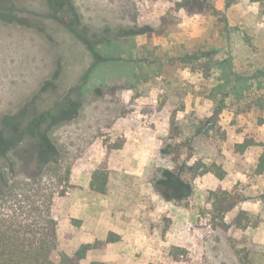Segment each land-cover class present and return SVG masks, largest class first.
I'll list each match as a JSON object with an SVG mask.
<instances>
[{
    "label": "rangeland",
    "instance_id": "374dc122",
    "mask_svg": "<svg viewBox=\"0 0 264 264\" xmlns=\"http://www.w3.org/2000/svg\"><path fill=\"white\" fill-rule=\"evenodd\" d=\"M5 1L20 22L0 20V131L34 128L53 149L46 165L30 151L6 171L13 191L0 196V213L31 224L24 239H43L54 262L99 243L81 264H264L261 147L232 150L246 137L264 145L255 102L264 86L250 80L239 101L230 92L236 77L264 71V0H72L81 29L109 39L94 43L115 61L102 64L66 30L67 7L54 16L45 0ZM202 55L228 61L231 82L186 58ZM217 101L224 109L211 126ZM17 141L38 145L23 133ZM97 172L104 194L91 186ZM222 191L246 197L223 220L214 210Z\"/></svg>",
    "mask_w": 264,
    "mask_h": 264
},
{
    "label": "trees",
    "instance_id": "16d2710c",
    "mask_svg": "<svg viewBox=\"0 0 264 264\" xmlns=\"http://www.w3.org/2000/svg\"><path fill=\"white\" fill-rule=\"evenodd\" d=\"M251 2H260L261 0H250ZM47 3L48 10L50 14H53L54 16L61 10L63 7H67V9L72 13L73 18L66 24H63L66 28V30L74 37L78 39L82 44H84L88 50L90 51L93 61L95 64H102L106 62H115L113 59H109L107 56H103L102 53H99L95 47L94 43H102V44H109V39H104V35L97 34V33H88V30L86 31V28L83 30L80 27V20L79 16L75 12V9L72 4V0H45ZM6 1L0 0V20L5 21L6 17H10L11 19H8L9 22H20L15 18V15L13 14L12 8L7 7L5 9ZM228 4L226 3L225 7L228 8ZM83 30V31H82ZM187 60H190L191 62L205 59L208 61L209 64L215 65V67L219 68L222 73V78L224 85L229 82H231V66H228L229 62L226 60L214 63L210 58H208L207 55H202L200 57H193L188 56L186 57ZM256 80L257 86L259 89H261L264 86V71L260 70L257 71V74L252 78H243V77H236V83L231 87V93L234 94L235 99L239 101L243 98V92L246 90H249V85L247 83L250 80ZM224 88L223 85H216L212 91H219ZM224 96H227V93L224 94ZM68 101V100H66ZM66 101L62 102L60 106L56 107V110H58V114L55 115L53 113L51 115V118L53 115H55L54 124L57 123L56 118L61 117V113L64 111V105L66 104ZM257 108L260 110L264 109V95L262 98H258V100L255 101ZM78 104V103H76ZM224 107L222 106L221 102L216 104V108L213 112L212 117V124L211 126H214L217 124L219 120V115L223 112ZM67 112L71 113L70 109L67 110ZM39 116L34 119L35 125L38 123H41V120L37 122ZM171 120L173 121V116L171 117ZM0 125H3V122L0 123ZM34 126V125H33ZM196 128V127H195ZM213 127H210V129ZM36 129H32V133H27L26 130L22 131L21 126L18 125H9L8 130H6V134H1L0 131V196H5L9 194L7 191H13L12 186L10 185L12 181L7 177V172L11 170L14 166H16V161L14 159H11L12 156L17 157H29L28 154H30V151H33L34 158L38 165L43 166L49 163L50 161V152H52V148L49 145H42L40 142L41 137L40 134L35 131ZM198 128L195 130V133L198 132ZM23 133L25 136L32 137L36 142H38V145H17V138L18 136ZM189 141L192 142L191 137L189 138ZM255 146L261 147V153L256 158V166H255V174L258 177H264V145H255V142L253 138H248L242 142V143H235L232 147L233 153L235 155L244 154L247 150L250 148H253ZM14 154V155H13ZM195 153L191 152L189 154V158L191 159ZM185 166V167H184ZM180 168V175L187 174L188 170L196 169L197 166L199 167V162L196 161L194 165L191 167H187L184 165ZM7 168V169H6ZM207 172V171H205ZM221 178V177H220ZM107 183V177L106 175H102L100 173H95L93 176V179L91 181V186L96 192H99L101 194L105 193V187ZM174 192V191H173ZM215 203H214V210L219 214L220 219L223 220V215L228 212L230 206H235L239 204L240 202H243L246 200V197L242 195L233 196L227 191L219 192V194L215 193ZM264 196V194H263ZM246 213L244 211H240L238 215L236 216L234 220V226L239 229L246 228V224L243 222L246 220ZM224 228H228V226L223 223ZM33 232V233H32ZM34 231L31 230V224H18L17 221L12 218H9L8 215L0 213V264H81L82 261L85 260L86 255L88 252L95 250L99 243L95 244H82L79 246V248L75 251L74 255L72 257H68L66 255H62L60 260L58 262H54L50 259V257L47 256V247L43 241V239H39L38 243L34 244L31 241H26L24 238L27 235H33ZM23 236V237H21ZM22 238V239H21ZM109 241V240H108ZM110 242H114L111 241ZM89 264H103L101 261L93 260ZM154 264V263H151ZM242 264H249L247 262L242 261Z\"/></svg>",
    "mask_w": 264,
    "mask_h": 264
}]
</instances>
